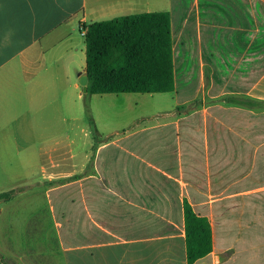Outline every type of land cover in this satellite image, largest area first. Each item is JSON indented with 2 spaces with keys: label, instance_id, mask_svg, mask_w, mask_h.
I'll return each mask as SVG.
<instances>
[{
  "label": "crops",
  "instance_id": "1",
  "mask_svg": "<svg viewBox=\"0 0 264 264\" xmlns=\"http://www.w3.org/2000/svg\"><path fill=\"white\" fill-rule=\"evenodd\" d=\"M152 12L171 17L174 91L86 106L78 30ZM261 50L264 0H0V146L63 179L18 264H189L185 201L213 230L194 264H264Z\"/></svg>",
  "mask_w": 264,
  "mask_h": 264
},
{
  "label": "trees",
  "instance_id": "2",
  "mask_svg": "<svg viewBox=\"0 0 264 264\" xmlns=\"http://www.w3.org/2000/svg\"><path fill=\"white\" fill-rule=\"evenodd\" d=\"M85 26V25H82ZM88 93H168L175 89L171 17L168 12L122 16L85 26ZM239 103L246 104L245 100ZM14 191L1 195L11 199ZM189 264L213 251L209 218L185 201ZM2 260L4 258H1ZM0 264H8L0 261Z\"/></svg>",
  "mask_w": 264,
  "mask_h": 264
},
{
  "label": "rangeland",
  "instance_id": "3",
  "mask_svg": "<svg viewBox=\"0 0 264 264\" xmlns=\"http://www.w3.org/2000/svg\"><path fill=\"white\" fill-rule=\"evenodd\" d=\"M78 35L79 42H85V37L79 30ZM263 51L261 50L262 53ZM78 55L75 68L77 74L86 69V48L78 50ZM263 59L264 55L262 61ZM61 64L70 66L71 62L67 59ZM263 67L264 62L262 69ZM80 91H84L81 83ZM84 96L85 105H90L91 96L87 93ZM40 142L38 139V144ZM35 153L29 150L18 152L6 144L0 146V261L8 264H18L14 258V251H25L36 244L39 245L38 240L31 236L32 231L29 227L40 221L46 222L49 226L53 224L50 209L56 203L54 195H49L48 190L51 185L58 186L63 183V179H60L50 185V182L44 179L42 166L46 158L45 152L38 150L37 155ZM11 191H14L11 199L1 198L2 194ZM33 233L37 236L41 232L35 229Z\"/></svg>",
  "mask_w": 264,
  "mask_h": 264
},
{
  "label": "water",
  "instance_id": "4",
  "mask_svg": "<svg viewBox=\"0 0 264 264\" xmlns=\"http://www.w3.org/2000/svg\"><path fill=\"white\" fill-rule=\"evenodd\" d=\"M88 81H89V77L87 74L83 75L81 78H80V83L81 85L84 87V92L85 93H88Z\"/></svg>",
  "mask_w": 264,
  "mask_h": 264
},
{
  "label": "built area",
  "instance_id": "5",
  "mask_svg": "<svg viewBox=\"0 0 264 264\" xmlns=\"http://www.w3.org/2000/svg\"><path fill=\"white\" fill-rule=\"evenodd\" d=\"M81 32H82V34H83L84 36H86L87 29H86L85 26H82V27H81Z\"/></svg>",
  "mask_w": 264,
  "mask_h": 264
}]
</instances>
